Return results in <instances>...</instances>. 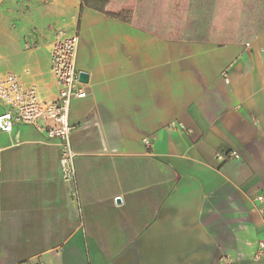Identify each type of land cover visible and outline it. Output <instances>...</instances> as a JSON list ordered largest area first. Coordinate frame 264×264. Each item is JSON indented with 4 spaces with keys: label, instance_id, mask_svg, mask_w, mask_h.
Masks as SVG:
<instances>
[{
    "label": "crops",
    "instance_id": "1",
    "mask_svg": "<svg viewBox=\"0 0 264 264\" xmlns=\"http://www.w3.org/2000/svg\"><path fill=\"white\" fill-rule=\"evenodd\" d=\"M213 2L188 0L173 38L146 0L129 22L84 0H0V71L51 98L63 30L87 75L68 115L74 184L56 141L0 131V264H264L251 203L264 193V19L217 42Z\"/></svg>",
    "mask_w": 264,
    "mask_h": 264
},
{
    "label": "built area",
    "instance_id": "2",
    "mask_svg": "<svg viewBox=\"0 0 264 264\" xmlns=\"http://www.w3.org/2000/svg\"><path fill=\"white\" fill-rule=\"evenodd\" d=\"M78 35L63 30L55 32L49 47L48 73L55 87L51 98L41 94L39 88L28 83L14 71H0V131L9 133L16 124H28L56 141L59 147V169L62 181L75 183V153L70 145L72 125L68 121L72 99L86 95L83 82L76 69ZM149 145L148 141H145ZM220 162L238 158L233 151H221L215 155ZM254 210L264 221V193H257L251 199ZM264 254V241H259L255 257ZM41 264V263H36Z\"/></svg>",
    "mask_w": 264,
    "mask_h": 264
},
{
    "label": "rangeland",
    "instance_id": "3",
    "mask_svg": "<svg viewBox=\"0 0 264 264\" xmlns=\"http://www.w3.org/2000/svg\"><path fill=\"white\" fill-rule=\"evenodd\" d=\"M128 1V4H122ZM132 0H105L104 9L115 11L129 10ZM264 19V0H214L211 26L214 36L236 38L240 25Z\"/></svg>",
    "mask_w": 264,
    "mask_h": 264
},
{
    "label": "trees",
    "instance_id": "4",
    "mask_svg": "<svg viewBox=\"0 0 264 264\" xmlns=\"http://www.w3.org/2000/svg\"><path fill=\"white\" fill-rule=\"evenodd\" d=\"M147 1V9L155 10L157 16L160 17V23L171 24L172 25V33L167 34V36H172L173 38H177L181 35L184 16L188 7V0H146ZM84 4L94 10L102 12L106 15H110L117 19H120L125 22H129L132 19V9L134 0H132L131 8L129 10L120 11V9L115 11H108L104 9L105 0H84ZM122 4H128V1H125ZM152 4V5H151ZM150 6V7H149ZM213 30L210 32V39L217 42H230L233 41L234 38L229 37L225 38V36L218 37L217 35H213Z\"/></svg>",
    "mask_w": 264,
    "mask_h": 264
},
{
    "label": "water",
    "instance_id": "5",
    "mask_svg": "<svg viewBox=\"0 0 264 264\" xmlns=\"http://www.w3.org/2000/svg\"><path fill=\"white\" fill-rule=\"evenodd\" d=\"M79 80L85 83L87 81V75L83 72H79Z\"/></svg>",
    "mask_w": 264,
    "mask_h": 264
}]
</instances>
